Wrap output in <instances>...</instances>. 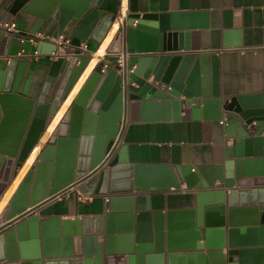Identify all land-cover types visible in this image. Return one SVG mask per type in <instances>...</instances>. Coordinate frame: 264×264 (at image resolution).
<instances>
[{
	"label": "water",
	"instance_id": "water-1",
	"mask_svg": "<svg viewBox=\"0 0 264 264\" xmlns=\"http://www.w3.org/2000/svg\"><path fill=\"white\" fill-rule=\"evenodd\" d=\"M9 1L11 13L39 18L31 32L53 19L61 33L73 28L79 49L62 78H47L37 97L29 95L28 60L11 58L0 69V201L32 130L38 128V142L86 69L80 65L74 76L82 43L97 40L116 19L99 1ZM184 18H130L135 27L124 21L126 51L140 54L138 71L148 65L144 84L138 91L124 88L126 81H117L119 60L91 73L35 163L26 202L10 205L0 222V264H264V188L255 187L264 185V94L223 98L218 58L190 51L186 24L178 23ZM13 35L0 32V43L9 44ZM36 48L38 54L58 50L43 40ZM166 55L162 76L150 82ZM189 113L225 119L227 143L233 141L223 166L135 164L127 146L117 148L121 120H179ZM72 188L87 196L109 194V212L63 221L36 215Z\"/></svg>",
	"mask_w": 264,
	"mask_h": 264
},
{
	"label": "crops",
	"instance_id": "crops-1",
	"mask_svg": "<svg viewBox=\"0 0 264 264\" xmlns=\"http://www.w3.org/2000/svg\"><path fill=\"white\" fill-rule=\"evenodd\" d=\"M93 1H99L101 7L111 15L117 16L118 12L120 15L115 19L111 29L104 30L97 40L90 38L82 43L80 62L74 76L78 73L80 65L87 67L53 116L45 137L40 140L25 162L14 182L16 186L35 161L41 147L53 134L71 101L78 95L95 69L104 67L105 63L121 59L122 73L117 76V81H126L123 82L125 84L123 87L132 91H138L142 87L145 82L144 71L148 65L142 72L138 71L140 54L126 51L124 21L133 27L136 25V22H132L130 18L152 23L159 21L162 14L169 16L184 14L185 20H179L178 23L186 24L183 26L186 28L182 31L189 33L184 40L190 45V51L198 55L207 52L218 58L222 97L230 99L238 95L264 94V0ZM10 5L9 0H0V19L16 22L12 41L9 44L0 43V69L5 70L11 58L28 60L31 63L29 73L33 77L29 95L37 97L47 78L53 77L55 80L62 78L75 52L71 48L57 54L54 52L38 54L36 47L39 41L54 42V39L61 34L59 20H49L40 25L38 31L31 32L39 18L23 11L13 14L10 12ZM73 31V28L67 26L62 33L73 39ZM38 35L49 38L41 39L37 37ZM31 38L34 40L32 41ZM85 44L88 48L83 47ZM169 59V55L160 58L149 79L150 82L160 79ZM165 95H167L166 91L161 97ZM120 125H123V128L119 149L124 145L127 146L129 160L135 164L203 166L209 171L210 168L225 164L227 146L233 141L229 138L227 143L224 131L225 119L222 122L204 119L203 116L195 118L192 113H189L186 119L128 121L125 124L124 120H121ZM262 135L264 136V132ZM252 158L256 157L252 156ZM254 171L255 177H261L257 176L255 167ZM255 187L260 189L264 188V185ZM182 190L186 191L185 186ZM108 196L109 194L87 196L77 188H72L42 204L35 212L39 218L59 217L61 221L81 218L83 215L106 214L109 212ZM6 208L7 203L4 202L0 208V222ZM47 234L49 238H54L52 226L47 230Z\"/></svg>",
	"mask_w": 264,
	"mask_h": 264
},
{
	"label": "bare ground",
	"instance_id": "bare-ground-1",
	"mask_svg": "<svg viewBox=\"0 0 264 264\" xmlns=\"http://www.w3.org/2000/svg\"><path fill=\"white\" fill-rule=\"evenodd\" d=\"M124 1V0H123ZM120 15V12H118L116 18ZM98 66V64L96 65V67ZM95 67V68H96ZM76 83V82H75ZM75 85V84H74ZM81 91V90H80ZM79 91V93H80ZM78 93V95H79ZM69 94V93H68ZM77 95V96H78ZM68 96V95H67ZM66 96V98H67ZM77 96L71 101L70 103V106L69 108L67 109V111H69L70 107L72 106V104L74 103V101L76 100ZM66 98L64 100H66ZM61 106V105H60ZM59 106V107H60ZM58 107V108H59ZM58 110V109H57ZM57 110H56V113H57ZM67 111L65 112V114L63 115V117L61 118V120L59 121L58 125L56 126L53 134L55 133V131H57V129L59 128V126L62 124V122L64 121L63 119H65V116L67 114ZM55 113V114H56ZM54 114V115H55ZM122 128H123V125L120 126V129H119V132L117 134V139L121 138V134H122ZM47 130V129H46ZM38 131V128H34L32 130V133H31V136L27 139L26 141V144H25V148L22 152V156H21V165L20 167L18 168L17 172L15 173L14 175V178H13V182L11 183L9 189L5 192L4 196L2 197L1 201H0V208H2V205L3 203L5 202V204L7 203V208H6V211L7 209L9 208L10 205H12L13 207H19L20 204L22 202H26L27 198H28V193H29V189H30V182H31V177H32V170H33V167L35 165V163L37 162L39 156L42 154V152L44 151L46 145L49 143L51 137L53 136V134L51 135V137L49 138V140L47 141V143L45 145H43V147H41L40 151L38 152L37 154V157L35 159V161L33 162V164L31 165V167L28 169L27 173L24 175V177L22 178V180L20 181L19 185H15V181L17 179V177L20 175L21 173V170L25 164V162L28 160L31 152L36 148V146L39 144L40 140H42V138L45 137V133L46 131L44 132V134L42 135V137L40 138V140L38 142H35L36 140V135H37V132ZM34 146V147H33ZM6 211L3 213V216L4 214L6 213Z\"/></svg>",
	"mask_w": 264,
	"mask_h": 264
},
{
	"label": "built area",
	"instance_id": "built-area-1",
	"mask_svg": "<svg viewBox=\"0 0 264 264\" xmlns=\"http://www.w3.org/2000/svg\"><path fill=\"white\" fill-rule=\"evenodd\" d=\"M15 31H16V22L15 21H7V20L0 19V32L8 34V33L15 32ZM37 37L41 38V39L49 38V37L44 36V35H38ZM31 40L33 41L34 38H31ZM54 43H56L57 47H58V50L56 52H54V54L62 53L64 51H66L67 49H71V48L74 50V52H75V50L77 51L79 49L72 44V38L70 36H67L66 34H63V33H61L60 35H58L54 39ZM83 47L88 48V45L85 44ZM80 48L82 49V47H80ZM119 61H120V64L122 65L123 62L121 61V59H119ZM120 141H121V139H120ZM120 141L118 143L117 148H119Z\"/></svg>",
	"mask_w": 264,
	"mask_h": 264
},
{
	"label": "rangeland",
	"instance_id": "rangeland-1",
	"mask_svg": "<svg viewBox=\"0 0 264 264\" xmlns=\"http://www.w3.org/2000/svg\"><path fill=\"white\" fill-rule=\"evenodd\" d=\"M21 163V162H20ZM19 167H20V165H19Z\"/></svg>",
	"mask_w": 264,
	"mask_h": 264
}]
</instances>
